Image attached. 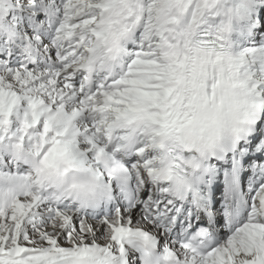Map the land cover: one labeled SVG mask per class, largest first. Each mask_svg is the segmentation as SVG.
Returning <instances> with one entry per match:
<instances>
[{"label":"snow or ice","instance_id":"obj_1","mask_svg":"<svg viewBox=\"0 0 264 264\" xmlns=\"http://www.w3.org/2000/svg\"><path fill=\"white\" fill-rule=\"evenodd\" d=\"M0 264H264V0H0Z\"/></svg>","mask_w":264,"mask_h":264}]
</instances>
